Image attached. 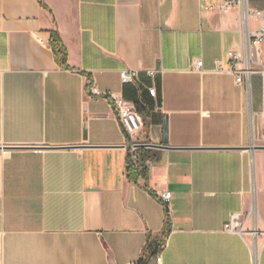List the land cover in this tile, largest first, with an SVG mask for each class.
I'll use <instances>...</instances> for the list:
<instances>
[{"label":"crops","instance_id":"obj_1","mask_svg":"<svg viewBox=\"0 0 264 264\" xmlns=\"http://www.w3.org/2000/svg\"><path fill=\"white\" fill-rule=\"evenodd\" d=\"M224 1L0 0V264H141L149 236L161 260L146 264H264V72L247 85L214 69L264 25V0L246 17ZM93 79L139 103L138 140L168 146L139 147L136 181ZM231 213L243 232L225 229Z\"/></svg>","mask_w":264,"mask_h":264},{"label":"built area","instance_id":"obj_2","mask_svg":"<svg viewBox=\"0 0 264 264\" xmlns=\"http://www.w3.org/2000/svg\"><path fill=\"white\" fill-rule=\"evenodd\" d=\"M229 7H238L242 10L244 17H246L249 13L247 9V0H225L220 8L227 9ZM252 14L259 17L262 15V11L254 10ZM228 57V66L226 68L222 66L220 59H215L214 69L216 71H226L233 74L237 83H246L247 85H249L250 74L254 70L258 69L260 72H264V25L260 26L257 30L247 32L244 35L241 49L238 51H228ZM190 69L202 71V60L195 59L191 63ZM157 72L158 71L155 69L146 70L148 76H153ZM119 76L122 83H130L137 78L138 72L128 68H122L119 70ZM89 91L91 95L102 96L111 99L122 128L130 141L129 153L131 155V160L133 163H136V150L140 146H142V144L148 142L140 141L136 138L137 133L142 126V121L135 104L114 92L99 90L94 79L90 82ZM148 91L151 95L155 94L154 87H149ZM160 198L165 204L167 212H169L168 204L171 198V193L169 191L162 192L160 194ZM225 229L231 232H243L239 213H231L229 222L225 225ZM255 236H257V231L255 233ZM156 260L160 262V252L157 253ZM126 264H138V262L131 261Z\"/></svg>","mask_w":264,"mask_h":264},{"label":"trees","instance_id":"obj_3","mask_svg":"<svg viewBox=\"0 0 264 264\" xmlns=\"http://www.w3.org/2000/svg\"><path fill=\"white\" fill-rule=\"evenodd\" d=\"M49 43H50V46L53 50L54 57H55L56 61L60 65L68 68L69 66H68L67 61H66L67 52H66V49L63 47L57 32L53 31L51 33ZM134 104L138 109L141 108L139 103L135 102ZM148 150L149 149H147V148H139V152H137L136 163L132 162L131 155L129 154V157L127 159L126 172H127L128 178L130 180L136 181V179L138 178L139 175L144 174L145 171H144V167L142 165V162H143L144 158L146 157ZM161 243H162V239L153 238V237L149 236V238L147 239L146 244L143 248V253H142V256L140 258V263L146 264L147 259L150 256L155 255L158 252Z\"/></svg>","mask_w":264,"mask_h":264},{"label":"water","instance_id":"obj_4","mask_svg":"<svg viewBox=\"0 0 264 264\" xmlns=\"http://www.w3.org/2000/svg\"><path fill=\"white\" fill-rule=\"evenodd\" d=\"M164 133H165V138H166V125L164 126ZM142 146H145V147H156V148H165V147H168L167 145L165 144H161V143H145V144H142Z\"/></svg>","mask_w":264,"mask_h":264},{"label":"bare ground","instance_id":"obj_5","mask_svg":"<svg viewBox=\"0 0 264 264\" xmlns=\"http://www.w3.org/2000/svg\"><path fill=\"white\" fill-rule=\"evenodd\" d=\"M246 233H250L251 234V242H252V236H255V233H256V229L255 228H253L252 230H250V231H246ZM259 242V239H258V241H257V243ZM256 243V242H255Z\"/></svg>","mask_w":264,"mask_h":264}]
</instances>
